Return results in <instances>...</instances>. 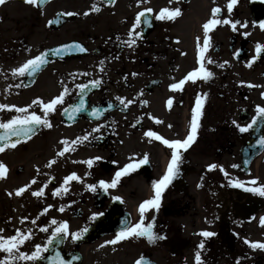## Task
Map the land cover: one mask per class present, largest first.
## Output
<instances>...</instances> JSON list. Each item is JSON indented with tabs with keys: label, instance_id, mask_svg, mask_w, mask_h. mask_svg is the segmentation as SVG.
Here are the masks:
<instances>
[{
	"label": "flooded vegetation",
	"instance_id": "af4514ba",
	"mask_svg": "<svg viewBox=\"0 0 264 264\" xmlns=\"http://www.w3.org/2000/svg\"><path fill=\"white\" fill-rule=\"evenodd\" d=\"M94 4L99 10H93ZM227 4L228 0L0 4V104L31 105L29 112L43 116L40 100L46 103L67 89L62 102L48 113L50 127L38 126L28 139L0 151L5 165L0 176V236H12L17 229L30 232L19 251L31 253L35 245L48 242L59 222H67L69 230L53 238L39 259L15 264H49L48 257L56 252L72 264H136L141 258L144 264H196L197 251L202 264H264V248L246 242H264V195L247 190L264 185V145L257 143L264 137V116H257L244 132L238 127L252 122L257 105L264 107V51L256 53L257 43L264 45V0H237L231 11ZM166 7L178 8L180 14L156 19ZM213 7L221 9L215 18L239 23L235 29L231 24L210 29L209 47L198 57L203 24L212 18ZM144 8L152 12L132 29ZM130 29L140 35L128 46L124 42ZM60 46H69L63 55L50 53ZM41 52L47 53L48 62L36 73L14 74V68ZM201 62L212 76L198 75L179 88L170 87ZM92 80L100 83L92 86ZM79 84L86 85L84 108L70 119L65 109L80 102ZM197 96L201 113L196 138L181 150L179 171L162 192L159 208L143 213V223L153 225L156 238L133 235L106 243L121 228L141 220L140 203L153 197V181L167 170L171 147L145 133L184 139ZM18 114L16 109H0V122ZM85 135L87 140L73 143ZM145 156L146 162L122 175L115 187L100 186L99 181L110 185L117 171ZM89 159L91 165L86 163ZM210 164L216 167L209 169ZM72 173L78 179L65 184L64 178ZM253 179L255 185L248 183ZM233 181L244 182V187ZM19 188L24 190L17 194ZM41 189V195H34ZM82 228L87 231L73 240L71 233ZM203 231L214 235L204 237ZM202 241L204 247L199 248ZM6 255L0 251V258Z\"/></svg>",
	"mask_w": 264,
	"mask_h": 264
},
{
	"label": "snow or ice",
	"instance_id": "6c2138e0",
	"mask_svg": "<svg viewBox=\"0 0 264 264\" xmlns=\"http://www.w3.org/2000/svg\"><path fill=\"white\" fill-rule=\"evenodd\" d=\"M38 2H42V0H26V3H32L36 4ZM107 3H113L114 0H106ZM237 2V0H228L227 7L229 11H231L233 5ZM5 0H0V4H4ZM137 3H141V0H137ZM93 10H99L97 5H93ZM152 12L151 8H144L142 12H139L136 14V22L132 25V29H135L137 24L141 22V17L144 16L145 13ZM212 18H209L204 24H203V31H204V37H203V46H199L198 44V57L201 56L203 53H205L209 47V31L210 29L214 28L218 24H231L233 29H235L236 24L239 23V21L233 22L229 19H217L215 18L218 16V14L221 12V9L219 7H213L212 10ZM87 14V13H85ZM180 14V9L178 8H161L160 12L156 15V19L164 20V19H172L175 16ZM143 23L147 24L149 23V19L145 17L143 19ZM260 27L264 28V21H260ZM139 32L133 33V31L130 29L128 36L129 39L125 41L128 46H131L135 44V36H139ZM247 35V33H245ZM199 39V38H198ZM69 46H60L55 49L49 50L52 55H63L64 51ZM77 47L80 48L81 51H85L86 49L80 47L77 45ZM261 51H264V45H261L257 43L256 45V53L259 54ZM257 56H253L252 60H255ZM47 61V53L41 52L38 55L31 57L27 59L25 62H23L19 67L14 68L12 71L14 74L24 75L28 74L31 76L32 74L36 73L44 64H46ZM211 62V61H210ZM226 63V62H225ZM249 64H251V61H249ZM198 75H202L203 78L207 79L208 77L212 76L213 74L208 71L201 62L200 67H197L193 69L192 71L188 72L187 75L179 81V83H174L170 85L171 88H179L181 85L184 84L186 80L189 79H195ZM99 80H92L89 81V84L92 86H95L99 84ZM77 87L81 90V98L80 102L75 105L70 106L69 109H65L66 112L69 113V118L75 116V114L84 108V99H83V90L86 88V85L79 84ZM67 89L65 88L59 95L55 96L48 102H43L40 100V98H37V100H40V104L42 105L43 109V116L38 115L35 111L29 112L28 108L31 107V105L26 107H19L17 108L16 105H9V104H0V109H16L18 115L12 116L10 119H8L5 122H0V129H3L4 131L0 133V141H3L4 143L0 144V151H4V148L8 145H11L12 147H15L17 143H19L20 139H28L35 131L38 126H51L49 124V121L47 119L48 113L54 110V107L62 102V99L64 95L66 94ZM264 95V93H262ZM37 100H34L32 103H37ZM169 103H171V100H169ZM111 106V105H110ZM93 114L96 113V109H93ZM201 113V99L199 96L196 98V104L195 107L192 109V118H191V125L190 130L188 131L186 137L184 139H165L164 137L157 135V133L148 131L145 133L147 136H155L157 140H163V143L166 145H169L172 149L171 152V158L167 165V170L163 174V176L159 180L153 181V189H154V195L151 199H146L142 201L139 205V211L141 213V220L135 224H132L130 226H126L120 229V231L116 234L114 240L107 241L106 243H116L117 241H120L126 237H131L133 235L138 236H147L148 239L151 241L156 238V234L152 231L153 225L151 223L145 225L143 223V213L149 209V208H159L160 201H161V195L162 192L165 190L167 185L172 181V179L175 177V175L179 171V165L182 162L181 158V150H186L190 147V145L194 142L196 135H197V128H198V117ZM257 116H264V107H261L259 105L256 106V115L252 117V122L249 123L246 126H239V130L241 132H244L247 130V128H251L252 124L256 121ZM235 123V122H234ZM95 131V129L93 130ZM10 137H16L17 139L13 140L10 139ZM87 140L88 136L85 135L83 138L77 137L73 143H80L81 140ZM64 143L67 144V141ZM258 144L264 145V137H261L258 141ZM69 149L65 148V151ZM59 155H63V152H60ZM94 159H99V157H96ZM147 160V156H145L144 159L139 160L136 163H130L126 164L123 168H121L119 171L115 173V177L113 178L111 184H107L105 181L101 180L99 181V184L101 187L107 189L108 187H115L117 184L118 179L130 172L133 168L139 167L140 164L145 163ZM92 159H89L86 161L87 164H92ZM216 167L214 164L208 165L209 169H212ZM5 173V165L3 163H0V176L4 175ZM78 179L76 173H72L71 175L64 178V183L67 184L69 181ZM233 183L238 187H244V182L240 181H233ZM248 183L255 185L256 180L253 179L249 181ZM27 187V186H25ZM90 188H95V185H89ZM24 188H19L16 190L17 194H20ZM66 190V189H65ZM248 191L257 192L260 195H264V185H260L258 187H250L247 189ZM43 189L37 191L34 193V195H41ZM60 191L59 189L54 190L55 192ZM114 199L119 200L120 197H114ZM51 207V206H49ZM63 210V209H61ZM44 211H47L45 209ZM97 214H93V217H95ZM261 224H264V217H261L260 219ZM53 224H57V221L53 219ZM44 231H47V229H43ZM2 231V230H0ZM87 231V228H82L78 232H72L71 237L73 240L80 239L81 236L84 234V232ZM69 234L68 230V224L67 222H59V226L55 227L51 235L47 238L48 242L44 243L43 245H35L34 250L31 253H25L19 251V246L25 242L30 236V232L28 235H25L23 232H21L20 229L16 230V233L12 236L4 237L0 236V251L6 252L7 255L3 258H0V264H15V261L17 260H28V261H35L39 259L43 252H46L53 241V238L57 237L58 234ZM204 237H210L214 235L212 232L203 231L201 233ZM248 242L251 247L253 248H264V242L259 241H246ZM199 248L204 247L203 241L198 246ZM49 264H72V261H65L59 254V252H56L54 256L48 257ZM195 261L196 264H202V257L201 253L197 251L195 253ZM136 264H144L143 258L136 261Z\"/></svg>",
	"mask_w": 264,
	"mask_h": 264
}]
</instances>
